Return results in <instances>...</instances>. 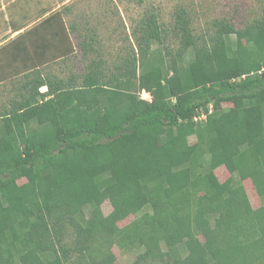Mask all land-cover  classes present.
I'll list each match as a JSON object with an SVG mask.
<instances>
[{
    "label": "trees",
    "instance_id": "16d2710c",
    "mask_svg": "<svg viewBox=\"0 0 264 264\" xmlns=\"http://www.w3.org/2000/svg\"><path fill=\"white\" fill-rule=\"evenodd\" d=\"M259 6L201 34L184 5L147 11L111 68L87 27L85 73L27 69L0 110V264H118L114 246L142 249L131 264H264Z\"/></svg>",
    "mask_w": 264,
    "mask_h": 264
},
{
    "label": "rangeland",
    "instance_id": "374dc122",
    "mask_svg": "<svg viewBox=\"0 0 264 264\" xmlns=\"http://www.w3.org/2000/svg\"><path fill=\"white\" fill-rule=\"evenodd\" d=\"M178 5H184L191 11L192 25L196 27L197 34L206 31L218 17L232 19L242 27L262 14L259 0H0V28L3 29L0 37L4 35L2 40H6L4 47H8V50L12 47L15 49V46L23 48L24 54L30 55L28 62L31 58L34 59L35 54L39 58L38 54L43 52L41 56L49 62L41 65L38 71L43 75L63 78L67 76L69 69L77 74L85 73L87 63L94 57H84L81 51L80 42L89 33L87 27L96 28L103 47L105 65L111 68L119 56L133 52L137 44L135 36L132 35L133 27L147 11L159 12L160 18L170 23L175 6ZM72 24L77 26L76 31L70 30ZM16 28L20 29L19 32L15 31ZM15 32L16 36L11 37ZM235 40L233 36L234 43ZM13 61L3 62L9 68L5 69L4 74L8 72L11 77L6 79L5 84L0 85V91L7 90L0 110L6 108L17 92L15 81L19 84L25 79L24 72L27 69H21L25 65L19 58ZM224 105L227 107L228 103ZM190 141L193 143L196 138L192 136ZM216 173L221 181L230 176L224 167L217 169ZM24 181L25 179H21L19 183ZM246 188L254 206H259L260 199L252 182L246 181ZM103 209L108 214L112 210L110 202L106 201ZM133 219L134 216H130L120 225L123 226ZM141 250L138 247L126 250L113 247L118 264H131Z\"/></svg>",
    "mask_w": 264,
    "mask_h": 264
},
{
    "label": "crops",
    "instance_id": "0c3cea01",
    "mask_svg": "<svg viewBox=\"0 0 264 264\" xmlns=\"http://www.w3.org/2000/svg\"><path fill=\"white\" fill-rule=\"evenodd\" d=\"M2 30L3 29L0 28V32ZM19 30H20L19 28L18 29L17 28L15 29V31H18V32H19ZM16 34L17 33L15 32L14 34L11 35V37L14 38V36H16ZM18 35H20V33ZM3 36L4 35L2 34V36L0 37V85L5 84L6 81H7L6 79H9L11 77L8 72H7V74H4L5 69H9V68L6 66V63L3 64V62H5V61L6 62L8 61V63L9 62H14L13 60H16L17 59V58H15L16 57L15 56V51L19 48V47L17 48L16 46H15V49H13V47H12L11 50H8V47L5 48L4 47V44H5L4 42L6 40L5 41L2 40L4 38ZM3 50H5V51H3ZM41 55H42L41 53L38 54V57L39 58H37L36 57V54H35L33 56L34 59L31 58V60L29 62H27V64H25V68H21V69H29L28 71L31 72L32 69H40L42 67L41 65H43L45 63L48 64L49 61L45 57H42ZM12 57H14V58H12ZM21 62H22V60H21ZM46 90H47V86L41 87V91L42 92H44ZM6 91H7L6 89H5V91H2V90L0 91V107H2L1 102H2V99L4 98V94H5ZM5 107L6 108L10 107L9 106V102H8V105L5 106Z\"/></svg>",
    "mask_w": 264,
    "mask_h": 264
},
{
    "label": "built area",
    "instance_id": "2783aa9c",
    "mask_svg": "<svg viewBox=\"0 0 264 264\" xmlns=\"http://www.w3.org/2000/svg\"><path fill=\"white\" fill-rule=\"evenodd\" d=\"M202 117H204V115H202Z\"/></svg>",
    "mask_w": 264,
    "mask_h": 264
}]
</instances>
